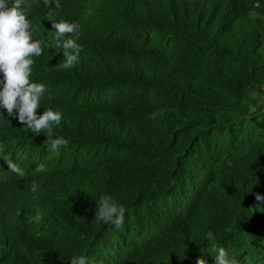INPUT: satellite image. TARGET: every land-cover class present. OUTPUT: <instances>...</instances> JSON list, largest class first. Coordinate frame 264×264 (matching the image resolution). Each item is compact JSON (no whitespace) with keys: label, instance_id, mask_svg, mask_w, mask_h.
<instances>
[{"label":"trees","instance_id":"16d2710c","mask_svg":"<svg viewBox=\"0 0 264 264\" xmlns=\"http://www.w3.org/2000/svg\"><path fill=\"white\" fill-rule=\"evenodd\" d=\"M58 2L21 11L42 48L36 113L59 111L68 144L0 106V161L24 173L0 177V264H214L208 233L264 264V0ZM52 19L79 25L68 69ZM102 196L120 227L97 219Z\"/></svg>","mask_w":264,"mask_h":264},{"label":"clouds","instance_id":"9594fccd","mask_svg":"<svg viewBox=\"0 0 264 264\" xmlns=\"http://www.w3.org/2000/svg\"><path fill=\"white\" fill-rule=\"evenodd\" d=\"M15 1L9 6L7 0H0V106L7 110L9 116H13L14 110H18L17 118L19 122L31 129L33 133H46L47 140L52 150H58L60 146H66L68 141L62 137L52 138V125H59L61 113L51 108L45 109L42 115H37V108L40 105V96L45 87L42 83L32 82V57H39L42 54L41 43L33 41L30 32V21L21 11L23 0ZM47 6L49 0H44ZM55 7L59 8L58 0H55ZM52 27L55 29V46L64 49V62L59 65L60 69H68L78 60L81 51L80 45L76 43L79 38V25L66 21L52 19ZM65 34H75L76 39H63ZM51 43V42H49ZM46 130V131H45ZM13 171L23 176L24 173L18 164L9 158L0 161V177L5 176L3 170ZM37 171L43 172L44 165L37 166ZM31 190L35 192L37 185L33 183ZM257 194V199H260ZM126 209L111 201V197L102 196L99 201V210L96 213L97 219L103 222L113 223L120 227ZM42 219L38 212L35 221L39 223ZM207 239L211 243L212 250L216 252L214 264H236L234 259H229V253L223 247H217L212 233L207 234ZM264 244V243H263ZM94 251V250H93ZM89 256V255H88ZM87 255L75 256L70 260V264H102L95 262ZM264 260V259H263ZM197 264H206L203 258H199Z\"/></svg>","mask_w":264,"mask_h":264}]
</instances>
